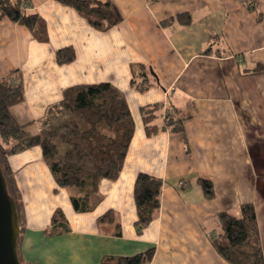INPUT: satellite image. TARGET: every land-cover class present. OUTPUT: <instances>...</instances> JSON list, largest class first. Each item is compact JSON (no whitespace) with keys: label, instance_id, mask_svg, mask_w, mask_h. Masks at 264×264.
<instances>
[{"label":"crops","instance_id":"obj_1","mask_svg":"<svg viewBox=\"0 0 264 264\" xmlns=\"http://www.w3.org/2000/svg\"><path fill=\"white\" fill-rule=\"evenodd\" d=\"M109 1L122 21L100 32L56 0H30L46 42L0 16V78L18 71L23 87V102L9 110L17 124L37 134L38 119L64 90L108 83L124 96L134 126L118 178L100 180V200L85 213L73 210L38 146L8 156L20 195L21 256L31 264H101L154 248L149 264H228L211 243L221 232L217 216H238L251 204L264 260V71L247 73L264 68V0ZM66 47L75 59L58 65L55 52ZM131 64L150 66L159 86L136 91ZM154 104L184 119L179 131L144 128L140 109ZM140 173L164 186L156 216L138 233ZM199 179L212 184V199ZM55 210L67 231L46 236ZM108 211L120 236L98 224Z\"/></svg>","mask_w":264,"mask_h":264},{"label":"trees","instance_id":"obj_2","mask_svg":"<svg viewBox=\"0 0 264 264\" xmlns=\"http://www.w3.org/2000/svg\"><path fill=\"white\" fill-rule=\"evenodd\" d=\"M72 8L93 29L105 32L118 25L122 18L109 0H56ZM30 0H0V16L10 22L26 27L38 42H46L44 22L37 14L27 11ZM188 19V18H187ZM258 19H260L258 17ZM188 21H186L187 24ZM75 59L70 47L55 52L58 65ZM257 65L247 73L263 72ZM131 86L143 93L152 86H159L158 78L150 66L130 65ZM24 100L23 87L18 71L0 78V168L12 198L20 226L21 203L13 174L7 158L27 148L38 146L42 159L48 167L55 184L70 192V203L75 212L92 211L100 200L97 188L100 180L114 181L118 178L133 136L132 118L122 93L108 83L77 85L63 91L59 102L48 106L38 119L39 131L32 134L28 125L17 124L10 115V108ZM143 126L152 128L180 129L184 119L176 117L173 109L162 104L147 105L140 109ZM189 115L186 116L188 118ZM204 198L212 199L214 191L209 181L199 179ZM164 183L160 179L138 174L134 181L133 197L136 208V230L141 233L156 216L160 207V195ZM217 221L221 232L211 238L217 254L228 264H264L260 246L254 207L242 204L239 215L220 213ZM112 224L115 235L120 236V227L113 212L108 211L98 218V224ZM67 231L60 210L51 217L46 236L61 235ZM17 240V255L20 264H31L20 254ZM154 248L130 257H105L101 264H149Z\"/></svg>","mask_w":264,"mask_h":264},{"label":"water","instance_id":"obj_3","mask_svg":"<svg viewBox=\"0 0 264 264\" xmlns=\"http://www.w3.org/2000/svg\"><path fill=\"white\" fill-rule=\"evenodd\" d=\"M19 233L15 204L0 168V264H20L17 255Z\"/></svg>","mask_w":264,"mask_h":264},{"label":"rangeland","instance_id":"obj_4","mask_svg":"<svg viewBox=\"0 0 264 264\" xmlns=\"http://www.w3.org/2000/svg\"><path fill=\"white\" fill-rule=\"evenodd\" d=\"M28 129H29V126L26 127V130H27V131H28ZM30 133H31V135L33 134L32 132H30Z\"/></svg>","mask_w":264,"mask_h":264}]
</instances>
